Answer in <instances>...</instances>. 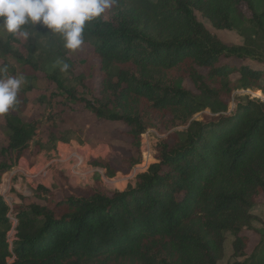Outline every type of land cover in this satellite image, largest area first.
<instances>
[{
    "label": "trees",
    "instance_id": "obj_1",
    "mask_svg": "<svg viewBox=\"0 0 264 264\" xmlns=\"http://www.w3.org/2000/svg\"><path fill=\"white\" fill-rule=\"evenodd\" d=\"M196 12L245 42L223 43ZM83 36L97 61V91L88 99L66 88L63 106L72 109L73 100L126 125L124 173L141 162V135L156 128L163 136L154 162L121 191L47 190L41 203L11 206L0 194V264H221L226 233L242 258L230 264H264V235L246 253L247 232L258 231L252 208L264 204V101L247 98L227 112L236 90L264 95V0H116L86 22ZM5 52L38 71L29 51ZM38 125L5 115L0 182L29 151ZM93 164L115 173L110 154Z\"/></svg>",
    "mask_w": 264,
    "mask_h": 264
},
{
    "label": "rangeland",
    "instance_id": "obj_2",
    "mask_svg": "<svg viewBox=\"0 0 264 264\" xmlns=\"http://www.w3.org/2000/svg\"><path fill=\"white\" fill-rule=\"evenodd\" d=\"M196 17L223 43L239 45L245 42L238 30L216 29L199 12H196ZM24 27L29 32L27 39L6 32L0 33V67L7 65V76L22 74L25 77L26 83L21 89L31 86L23 96L20 89L19 107L10 109L8 113L18 114L23 121H37L39 125L29 151L2 175L0 194L11 206L14 203H41L47 190L60 196L67 192L81 194L88 188L121 191L128 184H134L136 175L154 162V147L163 134L156 128L149 127L141 135V162L129 173H124L119 168V162L121 157L129 154L130 147L120 131L125 129L126 125L120 121L98 119L85 105L74 104L73 100L70 101L72 109L63 106L61 102L66 88L74 89L77 95L88 99L96 93L99 81L98 66L96 59L91 55L90 45L84 42L78 50L69 51L64 48L62 37L52 34L46 26L41 27L37 23L36 26L28 24ZM5 49L29 51L38 61V71L28 66L23 67L6 54ZM58 61L70 65L66 73L59 70ZM245 63L261 66L250 59L245 60ZM46 75H53L56 80H51ZM235 77L236 75L233 76ZM59 83L62 86H59ZM256 92L258 91H234L227 112L234 111L237 104L247 98L261 99ZM261 100L264 101V98ZM5 115H0V145L4 144L7 138ZM34 143L42 147L41 152L36 155L34 152L37 147ZM107 154H110L111 167L115 169L113 175H109L105 168L93 164V160L103 159ZM145 155L147 164H144ZM252 213L257 216L253 227L258 231L247 232V254H250L264 235V204L255 205ZM232 240V235L226 233L221 264L242 260L233 256Z\"/></svg>",
    "mask_w": 264,
    "mask_h": 264
},
{
    "label": "clouds",
    "instance_id": "obj_3",
    "mask_svg": "<svg viewBox=\"0 0 264 264\" xmlns=\"http://www.w3.org/2000/svg\"><path fill=\"white\" fill-rule=\"evenodd\" d=\"M116 0H0V33L6 32L24 39L29 32L24 26L31 24L59 34L64 48L78 50L84 43L86 22L99 18ZM59 70L67 72L70 65L58 61ZM7 65L0 67V115L7 114L18 104V92L26 83L21 75L7 76Z\"/></svg>",
    "mask_w": 264,
    "mask_h": 264
},
{
    "label": "built area",
    "instance_id": "obj_4",
    "mask_svg": "<svg viewBox=\"0 0 264 264\" xmlns=\"http://www.w3.org/2000/svg\"><path fill=\"white\" fill-rule=\"evenodd\" d=\"M260 98L261 99H263L264 98V95L263 94H261L260 95ZM142 167H144V166H142ZM142 167H140V168H142ZM140 168H137L138 170L140 169ZM11 213H9V215H10ZM11 217V219H12V222H13V224H12V228H11V230L8 232V234H7V239H8V241L11 243L13 240H14V238H15V230H14V227H15V224H16V220H15V218L13 217V216H10ZM11 260V258L9 259V261Z\"/></svg>",
    "mask_w": 264,
    "mask_h": 264
},
{
    "label": "bare ground",
    "instance_id": "obj_5",
    "mask_svg": "<svg viewBox=\"0 0 264 264\" xmlns=\"http://www.w3.org/2000/svg\"><path fill=\"white\" fill-rule=\"evenodd\" d=\"M256 94H258V95H261L262 93L261 92H256ZM147 156V155H146ZM148 163V160H147V158H145V162H144V164H147Z\"/></svg>",
    "mask_w": 264,
    "mask_h": 264
}]
</instances>
